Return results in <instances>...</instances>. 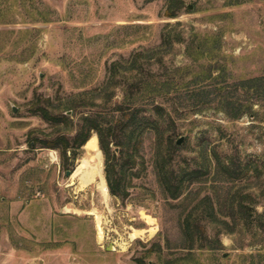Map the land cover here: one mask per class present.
I'll list each match as a JSON object with an SVG mask.
<instances>
[{
	"label": "rangeland",
	"instance_id": "rangeland-1",
	"mask_svg": "<svg viewBox=\"0 0 264 264\" xmlns=\"http://www.w3.org/2000/svg\"><path fill=\"white\" fill-rule=\"evenodd\" d=\"M168 1L0 0V264H138V258L161 264L170 253H186L164 246L166 237L179 236L183 207L180 199L165 198L157 183L152 133L145 135L142 150L147 168L133 179L126 199L109 188L106 198L95 181L79 187L72 175L81 159L90 157L83 146L75 158L68 152L66 168L61 150L29 144L31 131L44 137L52 130L28 109L36 94L57 104L93 91L108 78L113 62L124 64L135 52L160 44L166 26L185 41L175 42L163 54V65L153 68L177 80L185 75L184 91L193 87L188 82L200 66L210 63L219 77L217 88L231 90L236 82L264 75V0H182L173 18L165 15ZM194 34L196 43L206 38L212 48L196 62L193 56L199 54L187 48ZM190 65L194 71L175 69ZM114 88L120 100L122 89ZM252 110L255 117L233 118L218 96L201 111L172 112L175 141L183 138L177 161L193 166L207 147L264 169V100ZM68 115L77 121L81 113ZM102 166L105 176L103 152ZM226 186L252 193L246 203H254V211L231 227L207 222L210 236L220 228L221 248L195 250L197 264H264V218L259 222L255 213L264 211V174L257 177L251 169ZM191 188L199 198L215 189L212 177ZM136 229L144 232L132 237ZM157 243L163 245L160 253L154 250Z\"/></svg>",
	"mask_w": 264,
	"mask_h": 264
},
{
	"label": "trees",
	"instance_id": "trees-1",
	"mask_svg": "<svg viewBox=\"0 0 264 264\" xmlns=\"http://www.w3.org/2000/svg\"><path fill=\"white\" fill-rule=\"evenodd\" d=\"M181 3L182 0H169L165 15L176 17ZM193 37L187 48L192 46L194 53L199 54V57L193 56L196 62L200 56L210 54L212 48L206 38L196 43L198 35L194 34ZM184 41L180 31L166 26L160 44L135 52L124 64L113 62L108 69V78L93 91L80 92L57 104L50 97L36 94L28 108L32 114L40 116L52 126L44 137L35 136L31 131L29 144L32 147L40 144L41 147L61 150L66 168L68 152L77 157V151L96 134L104 154L109 191L121 199L130 196L133 179L140 177L147 168L143 144L146 134L154 135L152 166L157 183L165 198L180 199L183 207L179 217V236L175 241L166 237L164 246L186 250L184 255L170 253L161 260V264H197L195 250L220 249V228L214 236H210L207 222L214 226L231 227L251 215V210L254 211V203H246V199L253 200L252 193L243 194L239 189L226 185L248 176L251 169H254L257 177L264 174V169L257 165L252 168L236 163L207 147L201 150L193 166L181 165L177 161L180 146L174 138L176 123L172 112L182 115L186 110L201 111L211 107L219 96L226 113L238 118L243 113L252 116L255 113L253 104L264 100V75L236 82L231 90L225 86L217 88L219 77L213 75L215 67L210 63L201 65L199 70L192 73L188 84L193 83V87L184 91L180 88V79L184 80L185 75H180L177 80L175 75L153 68L154 64L163 65V54L171 50L175 42ZM213 42H219V39L214 38ZM194 68V65H190L175 69L189 72ZM117 85L122 89L120 100L115 98L114 87ZM97 98H101V102H97ZM70 110L72 114L81 113L77 121L66 113ZM210 177L215 187L214 194L199 198V192L192 191L190 187ZM255 213L260 222L264 218V211ZM155 246V251L162 252L161 243ZM136 261L138 264H154L142 258Z\"/></svg>",
	"mask_w": 264,
	"mask_h": 264
},
{
	"label": "bare ground",
	"instance_id": "bare-ground-1",
	"mask_svg": "<svg viewBox=\"0 0 264 264\" xmlns=\"http://www.w3.org/2000/svg\"><path fill=\"white\" fill-rule=\"evenodd\" d=\"M83 148L87 150L90 157H84L83 159H81L76 169L74 170L72 177H77L79 179L80 188H84L85 186L95 181L97 187L103 193V196L107 198L109 195L108 187L103 173L102 151L99 148L97 136L95 134L92 135L90 139L86 142V144L83 146ZM96 220L98 227V236L101 239L103 237V230L98 215L96 216ZM148 222L151 223L152 219H149ZM138 232H144V230L136 229L133 232L132 237H135Z\"/></svg>",
	"mask_w": 264,
	"mask_h": 264
},
{
	"label": "water",
	"instance_id": "water-1",
	"mask_svg": "<svg viewBox=\"0 0 264 264\" xmlns=\"http://www.w3.org/2000/svg\"><path fill=\"white\" fill-rule=\"evenodd\" d=\"M68 114H70L71 113V111H68L67 112ZM182 137L181 138H179L177 141H176V144L177 145H180L181 144V142H182ZM66 174L69 176V175H71L72 174V172L70 171V170H67V172H66ZM108 249H110V247H108Z\"/></svg>",
	"mask_w": 264,
	"mask_h": 264
}]
</instances>
